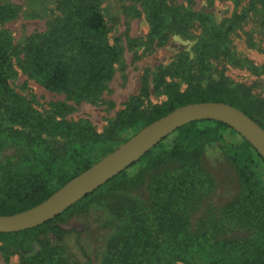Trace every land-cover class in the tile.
Returning a JSON list of instances; mask_svg holds the SVG:
<instances>
[{
	"label": "trees",
	"instance_id": "obj_1",
	"mask_svg": "<svg viewBox=\"0 0 264 264\" xmlns=\"http://www.w3.org/2000/svg\"><path fill=\"white\" fill-rule=\"evenodd\" d=\"M163 3L147 0L146 7L150 34L159 38L164 21L169 17L178 23L179 16L174 7L166 17L168 8ZM57 6L60 17L45 32L28 35L18 46L0 30V141H9L11 150L0 163V215L36 206L55 191L49 190L52 180L61 187L90 167L91 154L109 151L105 148L122 131L141 129L185 104L227 103L264 129V104L252 101L245 87L232 88L209 79L203 85L200 77L191 74L185 78L187 87L180 90L176 82L167 80L178 74L176 66L159 70L154 77L166 93L164 102L145 110L139 95L129 98L103 133L95 132L88 123L72 124L59 118L66 108L64 102L47 116L24 107L8 80L14 63L49 91L64 92L76 103H96L121 54L120 47L108 40L97 0H57ZM14 16V8L0 3V24ZM145 93L143 78L141 95ZM227 128L212 119L189 122L59 215L29 229L0 232V241L27 256L22 264H66L59 244L50 239V233H62L56 224L84 210L89 199L119 190L126 195L117 198L128 209L121 204L114 212L120 214L124 208L129 218L125 234L117 238L121 258L110 264H140L146 252L155 258L153 264H264V186L256 183L247 167L238 171L241 193L217 212L205 210L192 230L185 229L189 217L177 208L180 199L208 190L210 176L201 156L208 148L227 149L223 139ZM63 165L75 166V172L63 177ZM143 186L147 189L143 202L128 196ZM77 244L85 264H92L79 241Z\"/></svg>",
	"mask_w": 264,
	"mask_h": 264
},
{
	"label": "rangeland",
	"instance_id": "obj_2",
	"mask_svg": "<svg viewBox=\"0 0 264 264\" xmlns=\"http://www.w3.org/2000/svg\"><path fill=\"white\" fill-rule=\"evenodd\" d=\"M97 2L107 26L108 40L121 49L99 101L76 103L64 92L49 91L14 63L8 80L22 98L24 107L47 116L55 105L64 102L66 108L59 118L72 124L88 123L95 132L103 133L129 98L139 95L141 109L145 110L164 102L166 93L162 86L155 84L154 77L159 70L171 66L178 68V74L167 80L176 82L180 90L188 85L185 78L193 74L200 77L203 85L209 79L223 81L232 88L245 87L252 101L264 104V0H164L163 6L168 8L166 17L174 7L179 16L178 23L169 17L164 21L162 38L150 34L147 0ZM0 3L15 10L13 18L0 24V30L10 35L15 46L28 35L45 32L48 24L60 17L57 0H0ZM143 78L146 93L141 95ZM138 130L122 131L105 148L109 151L93 152L91 162L110 153ZM223 139L227 149L208 148L201 156L202 166L210 176L208 190L179 200L178 211L189 217L186 230L195 227L205 210L213 208L217 212L241 193L238 171L243 167L250 169L256 183L264 186V160L257 151L232 128L224 130ZM10 153L9 141L1 140L0 163ZM74 172L75 166L60 167L63 177H70ZM59 186V181L54 179L49 183V190L54 191ZM121 194L126 195L119 190L115 194L97 195L88 200L84 210L56 224L58 232L62 233L60 236L50 233V239L59 244L66 264L86 263L77 241L92 264H110V260L121 258L117 238L125 234L129 218L126 203L118 200ZM146 194L143 186L128 196L143 202ZM121 204L126 209L115 213ZM26 257L0 241V264H22ZM154 260L153 255L146 252L140 264H153Z\"/></svg>",
	"mask_w": 264,
	"mask_h": 264
},
{
	"label": "water",
	"instance_id": "obj_3",
	"mask_svg": "<svg viewBox=\"0 0 264 264\" xmlns=\"http://www.w3.org/2000/svg\"><path fill=\"white\" fill-rule=\"evenodd\" d=\"M212 119L239 133L264 160V129L240 109L223 102H197L179 106L139 129L117 148L70 179L36 206L0 215V232L38 226L62 213L79 199L135 163L175 129L196 120Z\"/></svg>",
	"mask_w": 264,
	"mask_h": 264
}]
</instances>
